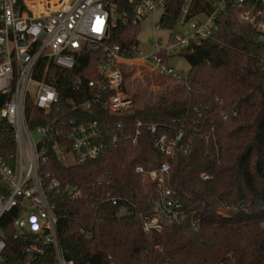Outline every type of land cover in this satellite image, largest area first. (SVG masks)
I'll return each mask as SVG.
<instances>
[{"label": "trees", "instance_id": "16d2710c", "mask_svg": "<svg viewBox=\"0 0 264 264\" xmlns=\"http://www.w3.org/2000/svg\"><path fill=\"white\" fill-rule=\"evenodd\" d=\"M228 7L218 19V32L180 57L189 64L187 84L155 76L156 94L143 98L127 116L108 115L101 107L84 112V121L108 123L116 143L94 160L64 166L49 149L43 173L59 182L48 196L57 217L60 247L74 264H264V40L238 20ZM173 28V16L165 21ZM140 28L119 23L110 43L128 49ZM99 53H81L72 71L54 69L61 101L74 90L73 79L96 77ZM75 98V96L73 97ZM3 98L0 96V106ZM31 109V105L29 106ZM77 112L67 115L76 119ZM137 123L141 125L137 127ZM155 126V132L148 128ZM140 134L136 143L132 137ZM182 134L186 154L167 157L154 148V139ZM3 141L12 150L9 129ZM178 148V147H177ZM169 165V185L179 198L183 217L160 233L144 234L139 214L150 213L157 197L155 183L135 172L136 166L156 170ZM207 177V179H204ZM79 193L74 198L68 193ZM8 189L0 180V195ZM117 199V205L112 204ZM128 213L118 216L121 208ZM17 209L0 220L5 239L3 264H23L31 235L16 236ZM196 226L197 232L192 231ZM84 234H81L80 231ZM32 264H53V250Z\"/></svg>", "mask_w": 264, "mask_h": 264}, {"label": "built area", "instance_id": "2783aa9c", "mask_svg": "<svg viewBox=\"0 0 264 264\" xmlns=\"http://www.w3.org/2000/svg\"><path fill=\"white\" fill-rule=\"evenodd\" d=\"M230 6L239 10L238 20L263 41L264 0H0V180L8 189L7 195H0V220L17 209L13 221L16 236L33 237L23 264L35 262L46 246L53 250V264H74L65 259L60 247L57 217L48 196L49 191L59 190V182L42 172L47 151L64 166H71L94 160L108 145L113 146L117 140L114 128L121 125L111 128L81 116L93 107H101L111 116H127L140 108L141 101L127 88L129 72L167 76L189 90L187 77L176 73L169 60L214 36L219 17ZM157 13L160 17L153 30L187 28L188 36L178 39L170 34L164 42L159 38L150 44L153 52L148 55L139 49L137 36L126 50L110 43L119 23L140 28L147 16ZM172 16L173 28H165L166 19ZM81 53L101 55L94 79H73L75 92L83 88L89 95L81 90L61 101L59 91L47 80H53L54 69L72 71ZM132 61L138 62L130 66ZM72 112L78 113L76 119L67 118ZM6 129L11 132L12 150L3 141ZM148 130L154 133L155 126ZM139 134L136 129L133 144ZM181 138V133L173 139L156 137L154 148L167 157H173L176 150L184 155L188 147L179 145ZM135 172L154 182L157 192L150 213L138 215L142 232L160 233L182 219L181 202L169 185L168 163L149 171L136 166ZM68 193L79 197L73 188ZM118 202L112 199L113 205ZM127 210L121 208L118 216ZM261 225L264 228V221ZM192 231L197 232V227ZM80 233L88 237L82 230ZM5 246L0 230V264L4 263Z\"/></svg>", "mask_w": 264, "mask_h": 264}, {"label": "rangeland", "instance_id": "374dc122", "mask_svg": "<svg viewBox=\"0 0 264 264\" xmlns=\"http://www.w3.org/2000/svg\"><path fill=\"white\" fill-rule=\"evenodd\" d=\"M160 17V13L147 16L146 19L140 25V32L137 35V42L139 44V49L143 51L145 55H148L153 52V49L150 47V44L159 38L164 42L167 39L168 35H172L173 37H177L178 39L185 38L188 36L189 31L187 28L180 29L174 28V30H166L160 28L159 30H153L154 24L158 23ZM138 61H132L130 66H134ZM129 66V64H125ZM169 66L174 69L176 73H181L184 76L188 75L189 72V64L186 59L182 57H175L169 60ZM156 75L150 74L146 71L139 70L136 72L135 70L129 72L127 76V88L133 94L139 95V97L143 98L145 96L156 94L157 88L151 83L154 80ZM35 139L39 138L38 134H34Z\"/></svg>", "mask_w": 264, "mask_h": 264}, {"label": "crops", "instance_id": "0c3cea01", "mask_svg": "<svg viewBox=\"0 0 264 264\" xmlns=\"http://www.w3.org/2000/svg\"><path fill=\"white\" fill-rule=\"evenodd\" d=\"M127 69H129V68H127Z\"/></svg>", "mask_w": 264, "mask_h": 264}]
</instances>
